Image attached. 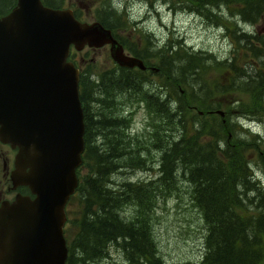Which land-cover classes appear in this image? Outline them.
Masks as SVG:
<instances>
[{
  "label": "trees",
  "instance_id": "trees-1",
  "mask_svg": "<svg viewBox=\"0 0 264 264\" xmlns=\"http://www.w3.org/2000/svg\"><path fill=\"white\" fill-rule=\"evenodd\" d=\"M16 1L0 0V15L8 13ZM165 1L169 4V0ZM172 3L174 7L191 4L187 6L188 10L223 27L231 40L232 54L220 60L209 51L195 50L181 40L163 45L154 43L153 48L151 34L145 35L143 47L136 50L120 37L119 31L126 27L127 20L125 14L120 15L119 6L114 8L105 2L96 11L97 20L112 29L134 56L144 60L149 67L155 65L154 60L158 61V70L151 72L159 77L166 76L169 95L170 89L174 90V103L169 95L164 99L167 111L164 121L181 133L179 137L170 138L165 134L170 128L164 135L160 128L154 134L155 141L161 140V145L157 143V146L162 149L160 175L156 180L125 182L123 188H118L112 176L127 165L140 167V150L131 154L132 143L121 132L129 127L127 117L118 113L111 118L100 117L104 120L94 118L93 113H97L91 110L90 103L105 107L95 97V89L98 92L100 85L107 89H111V83L112 89L131 88L141 78L149 81L146 78L149 72L119 65L98 76L89 70L93 65L81 70L85 151L83 164L78 168L79 185L70 199V205L74 199L78 200L81 211L80 217L70 220L65 229L69 247L67 264L96 262L108 254L111 244L118 245V239L126 248L130 264H160L153 233L152 211L159 199V194H154V186L163 184L165 190L172 193L177 190L176 181L180 177L189 184L193 201L207 226V251L201 264H264V186L255 179L252 171L257 165L264 175V137L231 120L237 113L233 111L246 108L247 102L241 100L239 94L251 95L247 104L253 114H264V105L258 98L264 99V32L258 29L264 21V0ZM45 4L58 8L63 2L45 0ZM220 8L224 10L218 12ZM240 22L255 26L256 30L247 31L238 26ZM193 88H197V97L202 103L194 99V92L187 96ZM107 89L103 88L101 92ZM229 95L235 96L232 100L236 102L230 112H224L225 116L217 114L219 106L207 102ZM150 102V107L161 113L159 103L151 99ZM251 102L257 105L252 107ZM102 131L109 133L104 135ZM99 135L104 136L101 145L97 144ZM108 135L111 138L108 139ZM147 162L143 159V166ZM176 171L179 172L177 176ZM128 204L139 209L132 218L124 215Z\"/></svg>",
  "mask_w": 264,
  "mask_h": 264
},
{
  "label": "water",
  "instance_id": "water-1",
  "mask_svg": "<svg viewBox=\"0 0 264 264\" xmlns=\"http://www.w3.org/2000/svg\"><path fill=\"white\" fill-rule=\"evenodd\" d=\"M105 45L120 66L146 69L112 29L70 8L17 0L0 16V141L17 149L13 187L31 192L0 206V264L67 262L66 206L85 151L81 73L69 56L72 47Z\"/></svg>",
  "mask_w": 264,
  "mask_h": 264
},
{
  "label": "rangeland",
  "instance_id": "rangeland-1",
  "mask_svg": "<svg viewBox=\"0 0 264 264\" xmlns=\"http://www.w3.org/2000/svg\"><path fill=\"white\" fill-rule=\"evenodd\" d=\"M58 1L63 2L64 7H71L77 10L83 17V20L87 22L96 20V11L101 8L105 2L111 4L114 8L119 6L122 12H119L120 15L123 16V14H125L127 20L126 27L119 31L120 37L125 43L129 42L136 50H140L143 47L145 35L151 34L150 37H153L152 43L157 45L166 44L168 41L178 42V40H181L183 44L195 50L209 51L214 56L219 57L220 60L232 54V44L226 30L204 19L195 13L194 10H188L187 6H192L191 4L183 3V5H180L182 7H174L172 2L181 3L183 0L181 2L169 0V4L165 0ZM220 10L224 9L220 8L218 12ZM226 11L225 9V12ZM238 26L250 32L256 30L255 26L249 24L244 25L243 22L238 23ZM258 29L264 32V21L258 25ZM155 44L153 48L156 46ZM126 51L128 52L127 49ZM76 58L79 64L82 65L83 70L86 66L89 67V65H93L92 69L89 68V70L92 75L96 76L110 71L117 66L110 55L109 46L97 49L85 47L78 54L76 53ZM157 63L158 61L154 60L155 65L153 66L156 68ZM154 73L155 72H149V75L147 74L146 78L149 79V81L145 78H141L137 80L135 86L131 88L123 89L118 87L112 89L113 83H111V89H107V86L100 85L98 87V92L95 89V97L98 102L103 103L105 107L98 103H90L91 110L97 113L94 114L92 112L94 118H111L118 113V115L127 117L129 127H125L121 132H123L130 143H132L133 148L130 149L131 154L137 149L140 150L138 152L142 159L140 160V167L134 168L133 166L127 165L129 167L120 168L119 171L112 176V181L114 185H118V188H123V183L125 182L146 183L150 180H156L160 175L159 167L161 164L162 149L157 146V143L159 146L161 145V140L155 141L157 139L154 134L158 129L160 130V128H162L161 135H164V132L170 128V131H166L165 133L167 136L170 135V138L179 137L181 133L180 130H174L176 127L172 125L169 127L164 121L166 118H164V116L167 112L164 99L169 95V93L166 92L168 81L166 80V76L159 77ZM92 78H94V76H92ZM103 88L107 89L106 92H101ZM196 90L197 88L189 90L187 96H190L191 93L194 92V99L198 100ZM170 91V101L174 103V95L172 93L174 90L170 89ZM238 96L241 100L247 103L250 102L251 95L239 94ZM234 97L235 96L231 97L230 95L215 97L214 100H208L207 102H213L215 105L219 106V110L227 113L230 112V108L236 102V100H232ZM258 98L264 105L263 97L259 96ZM150 99L159 103L161 113H156L154 108L150 107ZM197 102L199 103V100ZM247 103H245L246 108L241 107V110L233 111L237 113L231 117V120L232 122L243 124L245 128H250L251 131L264 137V114L259 116L258 114H253ZM251 104L253 103L251 102L250 105ZM256 105L257 104H253L252 107ZM175 106L173 104L172 108L175 109ZM196 111H199V109ZM103 118L100 119L104 120ZM102 132L104 135L109 133H107V131ZM225 133L227 134V132ZM106 137L108 139L111 138L110 135ZM97 138V144L101 145L104 136L99 135ZM7 154V149L0 145V196L1 194L5 195L7 186H9V184L11 185L9 179L6 182L5 178L2 176L3 161L7 158ZM143 159H147L148 161L144 163L146 164L145 166H143ZM130 162L131 161H129V163ZM260 169L261 168L257 167V165H254L252 171L253 175H255V179L259 180L261 185L264 186V175L263 171ZM178 174L179 172L176 171L175 175L177 176ZM176 183H178V188L172 193H169L168 189L165 190L166 186L164 187L163 184L154 186V194L158 193L159 199L156 201V206H153L154 210L152 211L154 225L153 233L157 242L158 257L161 260L160 264H201L203 256L207 251L205 245L207 227L205 219L202 212L193 201L189 184L185 183L184 179L181 177L177 179ZM142 190L144 191V188H142ZM146 191L149 192V187L146 188ZM9 193L10 196L8 199L13 200L16 195L15 191L10 190ZM74 201L71 205L70 202L67 208V226H69L68 222L70 220H75L80 217L81 209L78 208V200L74 199ZM137 212H139V209L134 207L133 204L126 205L124 209V215L129 218H132ZM117 243L118 245L111 244L109 246L107 250L108 254H105L103 258H99L100 260L98 259L96 262L89 264H130L126 248L122 245L120 239L117 240ZM140 264L143 263L141 262Z\"/></svg>",
  "mask_w": 264,
  "mask_h": 264
},
{
  "label": "flooded vegetation",
  "instance_id": "flooded-vegetation-1",
  "mask_svg": "<svg viewBox=\"0 0 264 264\" xmlns=\"http://www.w3.org/2000/svg\"><path fill=\"white\" fill-rule=\"evenodd\" d=\"M61 7H63V8H68V7H64L63 5H61ZM69 8H71V7H69ZM74 10V9H73ZM74 12H75V15L77 16V17H80V18H82L83 19V17L80 15V13L77 11V10H74ZM105 47V46H104ZM76 53L78 54L79 53V51L78 52H75L74 50H73V52H72V55L70 56V59H72L79 67H81V69L83 68L82 67V65H80L79 64V62L77 61V58H76ZM128 53H131L129 50H128ZM132 54V53H131ZM133 55V54H132ZM145 62V61H144ZM145 64H146V62H145ZM146 66H147V64H146ZM148 68H146L147 69V71L148 72H150V71H152L153 70V67H149V66H147ZM133 69H139V68H137V67H135V68H133ZM146 69L144 70V71H146ZM149 69V70H148ZM151 69V70H150ZM140 70V69H139ZM143 71V70H142ZM0 145L1 146H3V147H5L6 149H7V152H8V154H7V158H5L4 159V161H3V174H2V176H3V178H5V180H6V182H7V180L9 179V181L11 182V185L9 184V186H7V190H6V192H5V195H3V194H1V196H0V205H1V202L2 201H5V200H10V201H12L11 199H8V197L10 196L9 194V192H10V190H13V191H15V194L17 195L18 193H24V191H25V194L26 193H28V191L24 188V187H18L17 189H14V185H13V182H12V179H11V175H12V172H13V170H14V168H15V163H14V159H13V157L16 155V150L15 149H12L11 148V146L10 145H8V144H4V143H1L0 142ZM13 155V156H12ZM12 156V157H11ZM8 188H9V191H8ZM16 195H15V197H16ZM14 197V198H15Z\"/></svg>",
  "mask_w": 264,
  "mask_h": 264
},
{
  "label": "bare ground",
  "instance_id": "bare-ground-1",
  "mask_svg": "<svg viewBox=\"0 0 264 264\" xmlns=\"http://www.w3.org/2000/svg\"><path fill=\"white\" fill-rule=\"evenodd\" d=\"M147 67V66H146ZM148 68V67H147ZM149 70V69H148ZM151 70V69H150ZM144 71V70H143ZM146 71H147V69H146ZM217 114H219V113H217Z\"/></svg>",
  "mask_w": 264,
  "mask_h": 264
}]
</instances>
